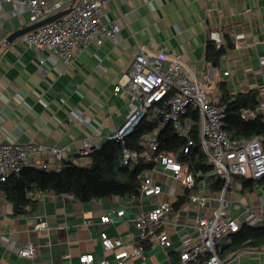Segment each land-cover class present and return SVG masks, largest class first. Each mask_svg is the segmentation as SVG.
I'll return each instance as SVG.
<instances>
[{
    "label": "crops",
    "instance_id": "0c3cea01",
    "mask_svg": "<svg viewBox=\"0 0 264 264\" xmlns=\"http://www.w3.org/2000/svg\"><path fill=\"white\" fill-rule=\"evenodd\" d=\"M59 1L63 4L59 10L71 4ZM13 7L5 2L0 11V142L36 140L57 145L65 148V163L88 164L90 157L77 155L81 141L87 136L105 139L124 122L131 108L130 93L124 89L115 92L114 88L140 45L181 55L199 78L203 70L212 67L214 80L217 72L222 77L216 83L218 101L222 93L219 82L233 94L258 89L259 101L264 100V64L260 62L264 55V0H109L101 21L114 25L117 36L91 44L70 64H64L53 49L38 52L19 39L6 43L10 33L33 23L27 11L13 15ZM212 32L221 34L218 46L225 48L218 64L206 56ZM225 70L230 74L225 76ZM42 158L59 167L49 152ZM144 165L141 178L152 173L163 188L159 196L113 194L81 201L70 194L34 191L29 196L35 205L26 213H16L0 192V264H99L103 260L115 264L119 249L105 250L102 231L111 238L122 237L124 248L132 250L140 239L135 223L139 212L152 209L158 200L173 206L180 198H188L189 192L171 172L155 161ZM214 178L197 176L198 184L206 182L205 207L198 208L187 199L165 217L159 230L169 234L171 246L149 242L143 256L127 257L124 264H175L182 245L197 241V217L210 215L217 205L220 191L212 190ZM226 195L230 214L242 218L246 208L264 207V177L234 176ZM121 210L123 214H118ZM106 214L112 220L103 223ZM260 215L264 220V214ZM39 220L46 221L47 228L36 229ZM261 224L257 226L264 222ZM27 244L34 246V254L21 256L19 249ZM225 247L221 256L227 264H264V249L222 253ZM85 254H93L94 261L81 263Z\"/></svg>",
    "mask_w": 264,
    "mask_h": 264
},
{
    "label": "built area",
    "instance_id": "2783aa9c",
    "mask_svg": "<svg viewBox=\"0 0 264 264\" xmlns=\"http://www.w3.org/2000/svg\"><path fill=\"white\" fill-rule=\"evenodd\" d=\"M68 1L71 2L72 8L66 15L25 33L18 38L20 42L34 47L38 52L53 49L64 64H70L77 53L86 50L91 44H101L104 39L117 36V28L114 25L107 26L101 21L109 0ZM5 2L13 4V15L27 11L33 22L60 11L63 5L59 0H0V11ZM210 37L217 44L222 42L219 32H212ZM39 59L40 62H44L42 56H39ZM165 61H169L170 64L165 66ZM260 62L264 64V55L260 57ZM229 74V70L224 71L225 76ZM201 75L202 78L208 76L209 81L214 80L212 67L203 70ZM122 89L130 93L132 101L124 122L103 140L98 136L84 138L77 148V155L90 157L104 141L120 142L124 166L132 169L142 163L150 164L155 161L164 170L171 172L189 192L187 198L189 204L203 208L208 202L206 182L198 184L189 161L178 159L169 146L161 148L159 140L163 128L170 124L179 137L186 138L183 150L187 154L195 146L196 142L192 135L197 126L202 150L212 165L210 170L199 174L206 177L220 176L223 187L213 212L196 219L197 241H186L182 245L179 260L175 264H227L221 256V250L232 242V234L238 232L244 224L257 226L264 222L260 215L264 214V207L257 209L248 207L241 213L242 218L232 216L230 201L226 195L234 176L255 180L264 177V133L252 138L232 139L225 128L227 105L220 104L207 93L201 84V78L178 54L153 51L145 45H140L131 66L114 88L115 92ZM263 108L264 100H261L255 109L242 110V117L245 119L255 117ZM192 110L197 112L198 119L191 113ZM145 118L157 120L158 124L143 136L141 141L143 149L140 150L129 146L126 138ZM64 149L36 140L0 142V182L7 181L11 175H19L25 167L46 171L61 170L65 160ZM45 152L52 155L59 167L51 166L42 158ZM75 163L79 164L77 161ZM162 191L161 184L156 182L152 173L148 171L141 179L139 194L148 197L159 196ZM172 209L170 202L158 200L152 209L138 213L135 223L140 230V239L132 250L124 248L122 237L111 238L107 232L102 231V244L105 250L119 249L115 251V264H124L127 257L143 256L146 244L152 241L163 246H171L169 234L159 229ZM118 214H123V210ZM111 220L109 214L102 216L103 223ZM85 223L89 224L90 221L86 220ZM35 228L45 229L47 222L39 220ZM34 251V246L27 244L19 249V254L30 257ZM80 261L91 263L94 256L85 254L80 257ZM99 264L109 263L103 260Z\"/></svg>",
    "mask_w": 264,
    "mask_h": 264
},
{
    "label": "trees",
    "instance_id": "16d2710c",
    "mask_svg": "<svg viewBox=\"0 0 264 264\" xmlns=\"http://www.w3.org/2000/svg\"><path fill=\"white\" fill-rule=\"evenodd\" d=\"M225 52L224 46H218L214 40L207 42L206 56L215 64L220 62ZM218 87L222 93L220 104L227 105L225 128L232 139L252 138L264 133V113L245 119L242 110L255 109L259 104V90L248 89L238 93H231L224 82H219ZM196 119L198 114L191 112ZM158 124L157 120H142L136 130L126 138L131 147L143 149L141 141L143 136L151 132ZM192 137L195 146L189 153H184L186 138L179 137L173 127L168 124L159 136L161 148L171 147L178 159L189 161L196 176L199 172H206L212 168L201 147L198 127L194 129ZM264 146V143H263ZM65 163V162H64ZM145 165L142 163L135 168L123 165L122 144L108 140L90 155V162L81 165L73 161H66L60 171H46L37 168L25 167L19 175H11L5 182H0V192L14 206L16 213H26L35 201L29 196L34 191H54L57 194H70L81 201H90L109 195L131 196L139 194L141 172ZM246 183V181H245ZM223 180L217 176L212 181V190L220 191ZM187 201V195L174 203L173 209L180 208ZM248 249H264V225L250 226L244 224L238 232L232 234V242L222 251L239 253Z\"/></svg>",
    "mask_w": 264,
    "mask_h": 264
},
{
    "label": "water",
    "instance_id": "95a60500",
    "mask_svg": "<svg viewBox=\"0 0 264 264\" xmlns=\"http://www.w3.org/2000/svg\"><path fill=\"white\" fill-rule=\"evenodd\" d=\"M72 8V5H70L68 8L64 9V10H60L44 19L38 20L36 22H33L32 24L19 28L15 31H13L12 33H10L7 38H6V43H12L13 41H15L16 39H18L19 37H21L22 35H24L25 33L32 31L34 29H36L39 26H42L44 24H47L49 22H52L64 15H66Z\"/></svg>",
    "mask_w": 264,
    "mask_h": 264
},
{
    "label": "rangeland",
    "instance_id": "374dc122",
    "mask_svg": "<svg viewBox=\"0 0 264 264\" xmlns=\"http://www.w3.org/2000/svg\"><path fill=\"white\" fill-rule=\"evenodd\" d=\"M215 77L217 78V81L222 80V77H220V74H218V72L216 73ZM217 81L216 80L209 81L208 76L201 78V84L203 85L207 93L216 99L219 98V92L217 91V87H216Z\"/></svg>",
    "mask_w": 264,
    "mask_h": 264
}]
</instances>
